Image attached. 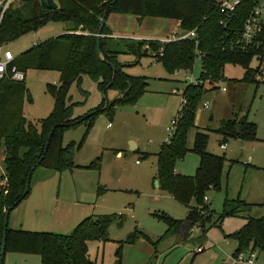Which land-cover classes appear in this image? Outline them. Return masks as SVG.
Segmentation results:
<instances>
[{
  "label": "rangeland",
  "instance_id": "obj_1",
  "mask_svg": "<svg viewBox=\"0 0 264 264\" xmlns=\"http://www.w3.org/2000/svg\"><path fill=\"white\" fill-rule=\"evenodd\" d=\"M114 18L120 21L119 31L128 36L124 40H114L115 48L124 52L119 61L130 64L125 68L128 75L146 78V91L135 103L120 105L94 117L83 145L74 154L73 170L57 173L39 168L31 181L29 195L11 212L9 228L70 235L87 217L114 215L107 239L88 242V257L95 264H232V252L238 243L227 236L242 229L246 217H264V67L263 75L258 78L259 84L243 82L245 70L227 65L225 79L218 83V89L212 90L213 87L207 85L209 91L197 108L196 127L188 133V148L193 149L197 132H207V151L227 160L220 189L209 190L205 195L209 211L214 212L212 225H207L205 232L194 227L189 236H185L182 229L165 236L168 225L158 215L166 214L175 220L186 221L190 208L157 188L158 153L169 141L168 129L178 116L184 89L191 80L196 81L201 76L202 60L196 58L191 73L180 71L172 75L145 46L143 56L137 62L135 55L127 53L129 44L170 38L175 32L182 34L180 26L175 20H139L132 15L116 14H111L108 22ZM261 18L264 21V10ZM169 22L172 28H169ZM65 28L63 23L51 22L9 43L4 49L20 56L37 43H46L63 35ZM135 36L142 38L131 39ZM258 65L254 60L252 67ZM59 80L60 74L56 71L26 72L25 85L32 101L26 99L24 115L37 126L54 110L48 85L59 86ZM118 96L115 90L107 92L110 102ZM102 102L97 83L84 76L81 84L72 85L67 104L72 106L73 118H83ZM242 117L257 125L256 141L226 139L219 133L224 121L240 123ZM87 129V123L67 129L63 146L80 143ZM130 141L137 143V152ZM223 144L226 149L222 148ZM117 149L123 150L122 158L116 157L114 150ZM4 154L2 147L0 182L6 174ZM98 158H101V166L93 167ZM199 165V155L190 151L177 163L176 171L182 176L195 177ZM100 189L105 192L100 194ZM238 197L254 205L252 210L228 217L214 226L224 211L226 199ZM195 206L193 201L190 207ZM133 235L136 238L131 241ZM199 248L203 252H199ZM4 264H41V257L8 252Z\"/></svg>",
  "mask_w": 264,
  "mask_h": 264
},
{
  "label": "trees",
  "instance_id": "obj_2",
  "mask_svg": "<svg viewBox=\"0 0 264 264\" xmlns=\"http://www.w3.org/2000/svg\"><path fill=\"white\" fill-rule=\"evenodd\" d=\"M54 1L58 8L48 10L40 6L39 0H25L11 6L0 19V48H5L9 43L36 32L51 22L63 23L66 27L63 35L46 43L35 44L14 61V66L25 74L29 70L56 71L60 74L59 86L48 85V92L54 99V110L41 121L40 126L24 115L26 99L32 101L25 81L17 83L3 80L0 83V149H5L6 168V174L0 182V253L5 212L29 195L31 187L28 195L22 199L32 168L39 163L31 173V181L39 168L57 173L73 170L74 154L83 145L94 117L120 105L135 103L146 91L148 84L145 77L130 76L125 72L130 64L119 61V56L124 52L115 48V39L109 37L112 34L107 24L101 33V52H98V31L106 10L107 19L111 14H116L132 15L139 20H175L180 23L182 32L196 31L194 40L169 43L160 40L132 42L128 45L127 53L135 55L138 62L143 56L144 47L148 46L147 50L151 49L155 59L172 75L180 71L191 73L196 58L201 54L202 73L198 79L199 84H188L184 89L183 99L186 103L178 113L173 136L162 145L158 153L156 180L159 181L160 190L168 192L179 203L190 208L186 221L175 220L166 214L158 215L168 225L165 236L181 229L185 236H189L194 227L200 228L202 232L207 231L206 226L212 225L214 212L209 211L205 195L209 190L220 189L227 160L207 151V132L196 133L194 147L190 150L188 133L196 127L197 108L203 95L209 91L207 85L213 87L212 90L218 89V83L225 79V66H240L245 70L243 82L260 83L258 78L263 75L264 46L246 45L242 42L245 23L260 0H241L237 10L230 16L220 13L221 2L217 0H116L114 4H111L114 0ZM102 57L115 68V79L109 89L107 87L114 75L113 67L103 62ZM254 60L259 63L256 68L252 67ZM84 76L93 79L101 93L105 91L106 96L110 89L119 93L114 101L108 100L106 109L103 99L102 104L91 110L85 120L84 117L73 118L72 106L67 104L72 85L81 84ZM78 121L81 122L77 124ZM83 123H87L88 128L83 140L63 146L65 131ZM57 124L65 126L55 128ZM257 129L256 124L246 120L243 123L228 120L223 122L219 133L226 139L231 137L256 141ZM52 130L53 135L44 155ZM190 151L200 157L195 177L182 176L176 171L177 163ZM92 165L99 168L101 158ZM103 192L105 190H99L100 194ZM193 201L196 206L190 207ZM253 206L240 197L236 200L226 199L224 211L213 225L217 226L228 217L250 212ZM114 219V215L88 217L70 235L13 230L8 226L6 254L15 252L38 255L41 257V264H95L88 257V242L106 240ZM246 220L242 229L227 237L237 241L236 251L249 248L264 251V217H246ZM135 238L136 235H133L131 241Z\"/></svg>",
  "mask_w": 264,
  "mask_h": 264
},
{
  "label": "built area",
  "instance_id": "obj_3",
  "mask_svg": "<svg viewBox=\"0 0 264 264\" xmlns=\"http://www.w3.org/2000/svg\"><path fill=\"white\" fill-rule=\"evenodd\" d=\"M25 0H0V19L4 16L6 11L14 5L21 4ZM241 0H226L221 2L219 10L221 14L230 16L237 10ZM264 10V0H260L259 5L254 9L245 23L242 42L246 45L264 46V23L262 22V12ZM196 31L183 32L182 34H174L171 38L160 40L163 43L175 42L180 40H194L196 39ZM199 58L201 54L199 53ZM16 56L7 49L0 48V83L3 80H10L12 82L22 83L26 80V74L14 66ZM189 81V79H187ZM191 84L198 85L199 80L192 81ZM225 91V89H224ZM186 101L183 99L179 111L182 109ZM208 107V104H205ZM179 113V112H178ZM178 122V116L172 121V127L168 129L169 140L175 132V127ZM226 149V146H222ZM199 252H203L201 248ZM232 264H264V251L261 249L249 248L241 251L232 252Z\"/></svg>",
  "mask_w": 264,
  "mask_h": 264
},
{
  "label": "water",
  "instance_id": "obj_4",
  "mask_svg": "<svg viewBox=\"0 0 264 264\" xmlns=\"http://www.w3.org/2000/svg\"><path fill=\"white\" fill-rule=\"evenodd\" d=\"M213 1H215V0H213ZM115 2H116V0H114L111 4H114ZM39 3H40V6L42 8H44V9L55 10V9L58 8V6H57V4L55 3L54 0H39ZM107 16H108V10H106L105 13H104V16H103V19H102V22H101V25H100V28H99V31H98L97 48H98V52L99 53L101 52L100 51V37H101V33H102L105 25L107 24ZM102 61L113 67V65L110 62H108L104 57H102ZM113 72H114V75H113L112 82L107 87V89H109L111 87V85L113 84L114 79H115V68L114 67H113ZM102 96H103V99L106 102L105 103L106 104L105 105V109H106L108 107L109 101L107 99V96L105 95V91L102 92ZM85 119H87V116L83 118V120H85ZM244 119H245V117H242L240 119V123H243L244 122ZM80 122L81 121H78L77 124H79ZM63 126H65V124H57L55 126V128L63 127ZM53 131L54 130L51 131V134H50V136L47 139L46 146H45L46 148L44 150V155L47 152V148L49 146L51 136L53 135ZM38 165H39V163L36 164V166L32 168L31 172L28 175V178H27V181H26V184H25V191H24V194H23L22 199L25 198L28 195V193H29L30 184H31V173H32V171H34L36 169V167ZM156 185H157V188L160 189V184H159V181L158 180L156 181ZM18 204H19V202L14 203L5 212L4 234H3L2 245H1L0 264H4V260H5V254H6V235H7V228L9 226V217H10L11 212L18 206Z\"/></svg>",
  "mask_w": 264,
  "mask_h": 264
},
{
  "label": "crops",
  "instance_id": "obj_5",
  "mask_svg": "<svg viewBox=\"0 0 264 264\" xmlns=\"http://www.w3.org/2000/svg\"><path fill=\"white\" fill-rule=\"evenodd\" d=\"M224 1H226V0H221V1H218V2H224ZM119 17V16H118ZM109 18V17H108ZM161 20V19H160ZM169 21V20H168ZM262 22L264 23V21H263V19H262ZM170 23V22H169ZM178 23V25L180 26V23L179 22H177ZM107 25H108V28L110 29V31H111V34L112 35H110L109 37L110 38H114V39H117V38H127L128 36L126 35V33H123V32H121V31H119V29H118V26L120 25V21L118 20V18H114V19H112L111 21H110V23L108 22V19H107ZM169 28H172V24L170 23L169 24ZM116 30H118L117 32H116ZM183 33V32H182ZM174 34H179L178 32H175ZM173 34V35H174ZM172 35V36H173ZM148 36V35H147ZM147 36H145V37H147ZM171 36V37H172ZM170 37V38H171ZM139 38H142V37H140V36H138V37H136L135 36V38H131V39H135V40H140ZM147 38H152V37H147ZM169 38V37H168ZM165 39H167V38H160V40H165ZM141 40H144V39H141ZM149 40V39H148ZM38 44V43H37ZM224 90V89H223ZM175 91V90H174ZM173 91V92H174ZM226 91V90H225ZM205 104H207V103H205ZM204 104V105H205ZM111 125H109V127H110ZM131 142V144L133 145V150L134 151H138L139 149H138V146H137V143H135L134 141H130ZM222 146H226V145H222ZM114 153H115V155H116V157L118 156L119 158H122L123 157V150H121V149H117V150H114ZM36 173V172H35ZM35 175V174H34ZM88 218V217H87ZM86 219V218H85Z\"/></svg>",
  "mask_w": 264,
  "mask_h": 264
}]
</instances>
